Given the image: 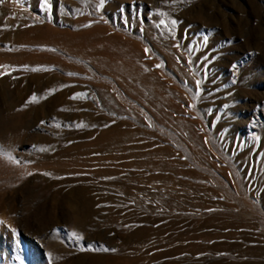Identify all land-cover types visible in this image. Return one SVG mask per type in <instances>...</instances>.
<instances>
[{"label": "rangeland", "instance_id": "374dc122", "mask_svg": "<svg viewBox=\"0 0 264 264\" xmlns=\"http://www.w3.org/2000/svg\"><path fill=\"white\" fill-rule=\"evenodd\" d=\"M0 264H264V0H0Z\"/></svg>", "mask_w": 264, "mask_h": 264}, {"label": "snow or ice", "instance_id": "6c2138e0", "mask_svg": "<svg viewBox=\"0 0 264 264\" xmlns=\"http://www.w3.org/2000/svg\"><path fill=\"white\" fill-rule=\"evenodd\" d=\"M103 4V0H101V5ZM173 24H175V21L172 22ZM147 53V49L145 50ZM197 87H199V81H197ZM109 249H105V251H108Z\"/></svg>", "mask_w": 264, "mask_h": 264}]
</instances>
